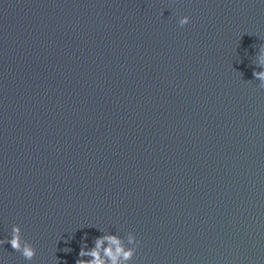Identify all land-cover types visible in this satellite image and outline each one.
Returning <instances> with one entry per match:
<instances>
[{
  "label": "water",
  "instance_id": "water-1",
  "mask_svg": "<svg viewBox=\"0 0 264 264\" xmlns=\"http://www.w3.org/2000/svg\"><path fill=\"white\" fill-rule=\"evenodd\" d=\"M261 45L264 0H0V264H264Z\"/></svg>",
  "mask_w": 264,
  "mask_h": 264
},
{
  "label": "clouds",
  "instance_id": "clouds-1",
  "mask_svg": "<svg viewBox=\"0 0 264 264\" xmlns=\"http://www.w3.org/2000/svg\"><path fill=\"white\" fill-rule=\"evenodd\" d=\"M189 22L190 17L184 16L179 20V25L183 27ZM255 66L261 70L257 71L254 69L252 75L254 79L260 82L259 87L264 89V45H261L258 50ZM83 240H87V234H85ZM5 243L10 244L12 249L19 252L27 261H32L36 256V249L22 239L21 228L18 225L12 227L10 239L0 240V244ZM65 243L67 244L68 240ZM138 243L139 241L132 233L127 234L126 241L119 235L104 233L94 238V246L91 248H88L86 242L81 244L78 254L79 258L75 264H129L136 253ZM62 251L69 253L72 249L65 247ZM84 257L89 259H84ZM64 264H67V262L65 261Z\"/></svg>",
  "mask_w": 264,
  "mask_h": 264
}]
</instances>
